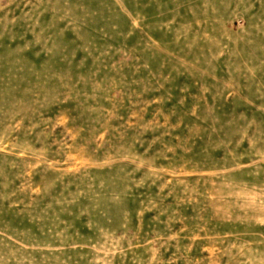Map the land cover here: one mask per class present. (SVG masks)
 Wrapping results in <instances>:
<instances>
[{"label": "rangeland", "instance_id": "1", "mask_svg": "<svg viewBox=\"0 0 264 264\" xmlns=\"http://www.w3.org/2000/svg\"><path fill=\"white\" fill-rule=\"evenodd\" d=\"M0 264H264V0H0Z\"/></svg>", "mask_w": 264, "mask_h": 264}]
</instances>
